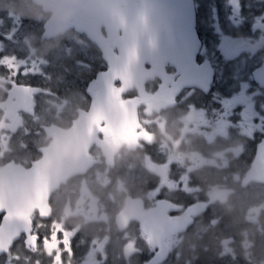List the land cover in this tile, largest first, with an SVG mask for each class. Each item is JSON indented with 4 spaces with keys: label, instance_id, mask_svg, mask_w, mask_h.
<instances>
[{
    "label": "flooded vegetation",
    "instance_id": "af4514ba",
    "mask_svg": "<svg viewBox=\"0 0 264 264\" xmlns=\"http://www.w3.org/2000/svg\"><path fill=\"white\" fill-rule=\"evenodd\" d=\"M81 1L0 0V170L30 171L54 145L56 131L70 130L90 112V87L108 63L76 30L92 25V0ZM192 1L198 51L188 74L203 85H181L183 73L171 63L146 66L142 92L133 87L118 101L124 106L118 117L94 125L96 141L82 169L50 193L46 209L32 213L29 230L0 252V264H148L160 251L148 241V234L160 240L149 219L159 205L165 211L158 224L186 213L190 221L161 239L169 253L160 264H179L186 238L185 264H263L254 244L238 243V224L264 229V208L257 207L264 206V87L252 76L264 62V16H242L235 28L223 10L214 16L219 0L211 8V0ZM67 49L73 60L53 55ZM83 61L91 69L85 87L78 86ZM237 71L238 85L228 91ZM131 107L137 127L130 137ZM104 120L115 123V133ZM251 169L256 181L242 185ZM242 209L259 222L245 220ZM200 228L207 233L203 255ZM212 228L218 235L211 236ZM226 243L232 255L222 253Z\"/></svg>",
    "mask_w": 264,
    "mask_h": 264
},
{
    "label": "water",
    "instance_id": "95a60500",
    "mask_svg": "<svg viewBox=\"0 0 264 264\" xmlns=\"http://www.w3.org/2000/svg\"><path fill=\"white\" fill-rule=\"evenodd\" d=\"M84 2L81 1L82 5ZM91 5L88 14L93 17L91 21L90 17L85 21H90L92 25L75 27L102 52L108 70L90 87L93 104L89 114L74 123L70 130L56 131L54 145L42 151L41 159L33 164L30 171L21 172L13 166L0 170V214H4L0 227V252L20 233L29 230L28 219L32 213L47 208L50 193L66 180V176L82 169L86 150L96 141L94 125L103 117H118L124 107L118 101L133 87L142 92L148 78L144 69L146 66L157 70L165 63H171L183 73L181 85L200 83L188 74L195 68L198 51L192 0H92ZM81 13L86 11L82 9ZM78 21H83V17L80 16ZM102 27L117 55L105 46L100 32ZM252 76L259 86L264 87V62ZM115 83H120L121 87L115 89ZM107 95L110 103L104 105V100L108 101ZM134 108L131 107L132 121L127 133L130 137L137 127ZM10 120L14 128L19 127L14 122L15 118ZM104 122L108 130L116 132L113 121ZM254 174L251 169L242 185L256 181ZM164 211L163 205H159L149 214V219L157 224L150 231L154 236L158 232L161 235L160 240L155 241L147 233L149 243L160 248L148 264H160L166 259L169 251L161 245V239L181 233L190 225L186 219L188 213L178 219L164 218L162 224H158L156 219H160Z\"/></svg>",
    "mask_w": 264,
    "mask_h": 264
},
{
    "label": "rangeland",
    "instance_id": "374dc122",
    "mask_svg": "<svg viewBox=\"0 0 264 264\" xmlns=\"http://www.w3.org/2000/svg\"><path fill=\"white\" fill-rule=\"evenodd\" d=\"M220 2V6L217 10L216 15L219 13V11L223 10V16H225V20H230L232 21V26L235 28H238V19L239 18H243L242 16H264V0H219ZM214 12V10H211V14ZM225 32L222 33V39L224 41L228 40L229 38L232 41V37L231 36H224ZM54 56H56L57 58L60 57L61 59H71L73 60V56L76 57V54L71 51L70 49H67L66 52L63 53H54ZM86 56H82L81 58L85 60ZM80 59H77L76 62H79ZM80 63L81 67L78 71V79L84 74V77L81 81V83L78 86H82L85 87V82L87 81V77L90 75V64H87L85 62ZM232 82L228 85V91H233L235 90L236 86L238 85V71L236 76L231 80ZM246 204V202H244ZM248 203L249 200H248ZM259 209H263L264 206L259 205L257 206ZM243 212V209H242ZM241 212V213H242ZM242 215H245V220L247 221H255V222H259V220H255L254 216V212L252 210H249L247 213H242ZM260 228V227H259ZM246 235H248V232H246ZM248 244V246H251L252 243H246ZM245 244H243L244 246ZM227 248H223L222 247V253H227L232 255L233 249L232 247H230L227 243L224 245V247ZM247 247V245H246ZM250 253H254V250L248 249ZM260 262H262L264 264V257L260 260Z\"/></svg>",
    "mask_w": 264,
    "mask_h": 264
},
{
    "label": "trees",
    "instance_id": "16d2710c",
    "mask_svg": "<svg viewBox=\"0 0 264 264\" xmlns=\"http://www.w3.org/2000/svg\"><path fill=\"white\" fill-rule=\"evenodd\" d=\"M211 2L212 3H210V8L213 7V3L215 2V0H211ZM245 223V221L240 220V224H238V243L247 242L254 244L256 251L259 253V259H261L262 255H264V229L260 228L256 231L254 228H250V226ZM216 231V228H212L211 236L218 235L216 234ZM246 232H248V235H246ZM206 237V229H198V233L196 234V245L201 255L205 253L204 248L206 247ZM178 253L182 255L179 258V264H185L189 256V241L187 240V238L182 244L181 249L178 250ZM170 262L171 258L169 259L168 263Z\"/></svg>",
    "mask_w": 264,
    "mask_h": 264
},
{
    "label": "clouds",
    "instance_id": "9594fccd",
    "mask_svg": "<svg viewBox=\"0 0 264 264\" xmlns=\"http://www.w3.org/2000/svg\"><path fill=\"white\" fill-rule=\"evenodd\" d=\"M163 130V129H162ZM171 137H169V139H170Z\"/></svg>",
    "mask_w": 264,
    "mask_h": 264
}]
</instances>
